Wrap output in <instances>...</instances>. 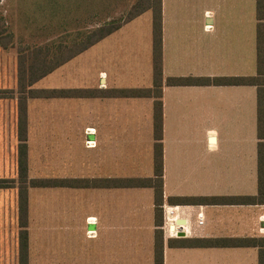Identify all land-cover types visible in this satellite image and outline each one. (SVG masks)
I'll return each instance as SVG.
<instances>
[{"label": "crops", "instance_id": "0c3cea01", "mask_svg": "<svg viewBox=\"0 0 264 264\" xmlns=\"http://www.w3.org/2000/svg\"><path fill=\"white\" fill-rule=\"evenodd\" d=\"M147 11L31 87H151V20L129 27ZM161 16L162 218L164 206H178L175 214L186 218L187 229L184 237H170L160 226L162 264H257L256 247H178L169 241L264 239V203L167 201L257 195L256 87L165 83L170 76L255 75V0H161ZM91 49L96 82L72 84L74 72L65 67ZM7 73L1 64L0 90H6ZM16 101L0 97V179L13 180L0 187V264H19ZM153 142L152 97L28 98V178L89 182L28 187V264H155L153 188L113 184L153 177Z\"/></svg>", "mask_w": 264, "mask_h": 264}, {"label": "trees", "instance_id": "16d2710c", "mask_svg": "<svg viewBox=\"0 0 264 264\" xmlns=\"http://www.w3.org/2000/svg\"><path fill=\"white\" fill-rule=\"evenodd\" d=\"M151 12L152 26V86L148 88H124L108 91L85 89H37L31 86L57 67L88 49L96 42L110 35L123 24L133 20L143 12ZM256 11V73L244 77H193L170 76L165 83L171 86L201 85V84H245L256 87V132H257V195L255 196H213L169 197L170 204H193L196 202L212 203H264V0H255ZM2 17L0 16V22ZM10 37L6 27L0 23V45L6 46ZM162 16L161 0H135L123 16L108 19L92 28L78 41L71 45L59 44L51 50L46 46L36 47L30 57L20 53L17 67L18 99L17 125L19 140L17 154V182H18V217L21 230L19 231V264H28V235H27V190L29 186L70 185L84 186L89 182L79 180H51L29 179L27 175V99L50 97H90V96H128L153 98V177L128 178L113 181L119 187H151L154 202V263L162 264L163 236L162 225L163 203V159H162ZM29 63L26 64V60ZM7 96V95H6ZM0 97L5 94L0 92ZM13 186V180L0 179V187ZM170 245L178 247L194 246H246L257 248V264H264V239L256 238H222V239H193L175 238Z\"/></svg>", "mask_w": 264, "mask_h": 264}, {"label": "rangeland", "instance_id": "374dc122", "mask_svg": "<svg viewBox=\"0 0 264 264\" xmlns=\"http://www.w3.org/2000/svg\"><path fill=\"white\" fill-rule=\"evenodd\" d=\"M134 2L135 0H0V23L10 33V37L5 39L6 46L0 45V65L6 64L8 71L4 84L6 90L0 92L5 97L18 99L17 67L20 53L30 57L36 47L46 46L51 50L59 44L71 45L104 21L123 16ZM150 20L151 12L147 11L129 27H134L138 22L145 24ZM65 69L74 72L72 84H94L96 76L93 50L77 57ZM148 77L151 80L150 59ZM40 84H47V80ZM11 85L14 86L12 90Z\"/></svg>", "mask_w": 264, "mask_h": 264}, {"label": "built area", "instance_id": "2783aa9c", "mask_svg": "<svg viewBox=\"0 0 264 264\" xmlns=\"http://www.w3.org/2000/svg\"><path fill=\"white\" fill-rule=\"evenodd\" d=\"M179 209L178 206H164L163 208V224H162V230L164 231V233L170 237H178V233L179 232H184L186 235V223L182 224L179 222V220L181 219H185V217H181L179 216V214H175L174 213H178ZM203 221L202 219V213H197V223L201 224Z\"/></svg>", "mask_w": 264, "mask_h": 264}, {"label": "water", "instance_id": "95a60500", "mask_svg": "<svg viewBox=\"0 0 264 264\" xmlns=\"http://www.w3.org/2000/svg\"><path fill=\"white\" fill-rule=\"evenodd\" d=\"M179 222L182 223V224L186 223L185 219H181V220H179ZM177 235H178V237H184L185 233L184 232H179Z\"/></svg>", "mask_w": 264, "mask_h": 264}, {"label": "bare ground", "instance_id": "6f19581e", "mask_svg": "<svg viewBox=\"0 0 264 264\" xmlns=\"http://www.w3.org/2000/svg\"><path fill=\"white\" fill-rule=\"evenodd\" d=\"M175 214V213H174Z\"/></svg>", "mask_w": 264, "mask_h": 264}]
</instances>
